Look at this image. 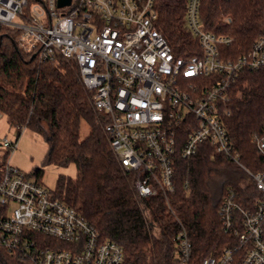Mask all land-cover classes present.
Returning <instances> with one entry per match:
<instances>
[{
  "label": "built area",
  "instance_id": "1",
  "mask_svg": "<svg viewBox=\"0 0 264 264\" xmlns=\"http://www.w3.org/2000/svg\"><path fill=\"white\" fill-rule=\"evenodd\" d=\"M155 0H0V26L20 30L18 47L38 62L72 60L95 109L106 116L109 145L126 172L134 174L139 199L161 195L169 206L173 163L194 156L201 144L225 156L252 181L251 200L239 202L228 187L217 209L221 231L234 243L198 264H264V169L240 161L225 125L228 104L239 98L243 72L264 70V35L235 57L221 46L234 38L203 28L200 0H186L185 25L200 53L178 55L157 27ZM224 21L229 23L230 17ZM243 85L245 83H242ZM264 159V126L252 134ZM3 149L17 140L3 138ZM186 186V182H185ZM171 264H197L181 223ZM0 248L32 264H122V247L102 239L74 208L53 196L8 160L0 178Z\"/></svg>",
  "mask_w": 264,
  "mask_h": 264
},
{
  "label": "trees",
  "instance_id": "2",
  "mask_svg": "<svg viewBox=\"0 0 264 264\" xmlns=\"http://www.w3.org/2000/svg\"><path fill=\"white\" fill-rule=\"evenodd\" d=\"M26 1L28 11L34 0ZM185 4L186 0H155L157 27L176 54H199L198 41L185 25ZM227 16L229 23L224 21ZM199 18L203 28L234 38L221 46L224 56L232 58L264 35V0H200ZM19 33L0 26V114L17 136L26 128L43 138L48 146L45 162L75 165L74 178L58 176L53 196L74 208L102 239L118 243L124 253L122 264H171L179 223L187 231L197 264L234 243L221 231L217 215L221 197L228 187L238 191L239 202L251 200L255 192L237 165L207 144L188 159L177 148L169 206L161 195L139 199L134 174L124 171L116 159L104 131L107 118L95 109L76 64L62 57L38 62L33 52L26 54L18 47ZM237 85L240 96L229 102L225 125L240 161L252 171L262 170L264 159L251 138L264 126V70L243 72ZM82 123L88 127L83 138ZM9 151L0 155V178ZM34 175L40 182L42 170L36 169ZM25 263L31 264L0 248V264Z\"/></svg>",
  "mask_w": 264,
  "mask_h": 264
},
{
  "label": "rangeland",
  "instance_id": "3",
  "mask_svg": "<svg viewBox=\"0 0 264 264\" xmlns=\"http://www.w3.org/2000/svg\"><path fill=\"white\" fill-rule=\"evenodd\" d=\"M88 133V127L82 123L80 127V137L83 138ZM3 138L9 140L17 139V146L12 152L9 151L6 160L20 170L24 171L32 180H36L34 172L36 169L42 170L40 182L51 192L55 189L56 179L59 175L74 178L76 175L75 165L70 163L66 166L45 162L44 158L48 149L43 138L31 129L23 128L17 136L14 127H11L4 116H0V155L5 151L1 145ZM244 176L248 177L242 170ZM154 233L158 235V229L154 228ZM31 263V262H30ZM28 264V263H25ZM32 264V263H31Z\"/></svg>",
  "mask_w": 264,
  "mask_h": 264
},
{
  "label": "water",
  "instance_id": "4",
  "mask_svg": "<svg viewBox=\"0 0 264 264\" xmlns=\"http://www.w3.org/2000/svg\"><path fill=\"white\" fill-rule=\"evenodd\" d=\"M70 0H57V5L58 6H64L69 3Z\"/></svg>",
  "mask_w": 264,
  "mask_h": 264
},
{
  "label": "crops",
  "instance_id": "5",
  "mask_svg": "<svg viewBox=\"0 0 264 264\" xmlns=\"http://www.w3.org/2000/svg\"><path fill=\"white\" fill-rule=\"evenodd\" d=\"M0 116H1V114H0Z\"/></svg>",
  "mask_w": 264,
  "mask_h": 264
}]
</instances>
